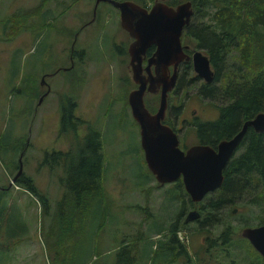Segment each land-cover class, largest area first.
I'll use <instances>...</instances> for the list:
<instances>
[{"label":"rangeland","instance_id":"374dc122","mask_svg":"<svg viewBox=\"0 0 264 264\" xmlns=\"http://www.w3.org/2000/svg\"><path fill=\"white\" fill-rule=\"evenodd\" d=\"M41 1L0 0V186L9 185L8 196L1 202L5 218L1 225L5 229L4 240L22 238L9 255L0 253V264H115L118 244L128 237H137L139 256L146 264H153L145 255L147 252L149 256L150 242L163 240L167 230L163 234L162 229L178 215L181 203L174 191L175 181L159 184L141 161L139 129L126 100L134 84L126 59L120 61L124 56H113L105 41L107 36L109 42L110 37L126 42L125 45L128 42V35L119 27L118 11L102 1L95 13L96 21L80 30V24L91 17L93 0H44L39 7ZM136 1L149 5L152 0ZM101 23L102 27L97 28ZM73 40L76 48L86 52L77 54L72 68L66 70ZM233 62L234 59L228 63L221 82L232 74ZM188 77L183 75V105L180 116L175 118L181 147L197 141L194 123L214 118L218 104L223 103L219 97L213 99L200 93L201 78L191 83ZM46 88L48 92L39 101ZM150 95L155 105L158 96L147 94V98ZM62 97L75 101L73 112L80 121L75 134L59 131ZM176 100L173 96L172 102ZM88 127L98 131L102 141L104 168L99 194L103 200L93 199L65 236L60 225L53 222L57 217L56 202L64 191L59 182L62 167L49 166L42 160L45 151L67 150L76 140L81 141ZM24 139L25 151L6 148L12 142L20 147ZM19 157L22 171L32 176L48 196L47 210L41 211L39 201L12 181L18 168L11 162L14 168L7 169L6 158L19 164ZM143 170L148 179L140 173ZM259 189L256 192L250 188L237 202L220 210L201 214L198 209L199 216L189 221L184 217L194 207L188 203L189 195L184 194L186 202L179 224L186 226L176 232V248L182 249V242L192 256L195 253L192 264H263L261 257L255 263L247 242L237 236H241L242 226L256 225L262 220ZM214 194L208 193L203 200ZM254 194L257 200L249 202ZM216 217L220 219L212 223L211 219ZM226 225L237 230L227 244L216 237ZM56 239L61 246L58 255L53 249ZM170 257L167 253L154 264H189L182 256L172 261Z\"/></svg>","mask_w":264,"mask_h":264},{"label":"trees","instance_id":"16d2710c","mask_svg":"<svg viewBox=\"0 0 264 264\" xmlns=\"http://www.w3.org/2000/svg\"><path fill=\"white\" fill-rule=\"evenodd\" d=\"M43 1L40 2L39 7ZM166 1L174 5L182 0ZM191 2L193 15L182 32V40L191 47L202 48L208 54L215 69L213 80L207 83L202 82L199 88L200 93L213 99L219 97L223 100V103L218 104V114L214 118L194 123L196 142L215 144L220 139L235 134L241 128L243 121L253 117L264 107V0H191ZM139 3L147 6L144 2ZM21 14L25 13L21 12ZM14 27L16 28V24ZM232 59H234L233 72L221 82L220 80L227 73L228 63ZM218 81H220L219 84H217ZM173 96L170 95L168 100H172ZM153 101L152 95L145 100L146 106L151 111H154L158 104V101H155L154 105ZM74 106L75 101L70 97L60 99V133L71 131L75 134L76 126L80 121L74 116ZM176 115L177 111L174 118ZM163 121L172 125L171 116H165ZM134 122L136 123L135 120ZM90 130L91 127H88V132L83 139L76 140L75 144L67 150L45 151L42 160L49 166L58 164L62 167L59 182L64 191L56 202L54 217L56 215L57 217L56 220L53 219V222L60 225V230L65 236L68 230H71L80 220L81 212L88 210L93 199L103 200L99 194L104 168L102 141L98 131ZM7 147L11 151H17L20 148L23 152L25 139L21 140L20 147L15 142L8 144ZM139 148L140 155H143L141 147ZM238 149H240L239 152H237ZM142 160L144 169L152 174L144 158ZM11 162L15 164V168H18V161L6 158L7 169L14 168ZM140 173L145 172L143 170ZM223 175L222 184L211 191L212 195L216 192L215 196H210L206 201L202 199L197 202L188 197L189 205L199 209L201 214L207 210L208 212L220 210L224 205L237 202L250 188L254 190L260 188L258 193L263 204V215L258 224L263 223L264 130L257 132L252 127L247 128L236 152L227 161ZM144 178L148 179L147 173L144 174ZM14 183L39 201L41 211L48 209V196L37 187L32 176L22 171L15 178ZM174 184L176 187L174 191L177 192L181 205L178 215L169 223V226L162 229L163 234L167 230L164 241L155 239L158 243L150 242L149 256L147 252L145 255L153 264L159 258H164L167 253L171 255L169 261L182 256L184 262L192 264L196 259L195 253L192 256L182 242H180L182 249H177L174 243L175 241L179 243L177 230L186 226L185 223L179 224V216L184 211L186 202L184 194H187L181 179H177ZM8 187L9 185L0 186V225L5 222L1 202H4L5 197L8 196ZM256 200V194L248 198L249 202ZM218 219L220 218H212L211 222H217ZM3 226H0V253L9 255L22 238L14 236L4 240ZM236 233L237 230L233 226L226 225L216 237H220L221 241L227 244L233 235H237ZM237 236L247 242L250 253L255 256V263L260 257L264 259L247 238ZM135 239L128 237L121 240L114 257L115 264H146L143 256H139L137 237ZM60 248L59 239H56L53 246L55 255H58Z\"/></svg>","mask_w":264,"mask_h":264},{"label":"water","instance_id":"95a60500","mask_svg":"<svg viewBox=\"0 0 264 264\" xmlns=\"http://www.w3.org/2000/svg\"><path fill=\"white\" fill-rule=\"evenodd\" d=\"M100 1H108L119 9L120 24L133 37L128 45L129 65L132 78L138 85L129 91L127 100L131 115L139 125L140 146L146 166L159 184L181 178L190 199L195 202L202 200L208 192L222 184L223 169L236 152L247 128L252 127L257 132L264 130V107L253 117L243 121L241 128L231 137L219 140L216 146L196 142L182 148L179 145L178 132L163 119L167 109V92L174 85L176 76L175 70L169 75L168 65L174 63L176 66L179 60L188 57L183 49L187 45H182L180 36L193 12L191 0L180 1L174 5L166 0H154L148 6L134 0H95V3ZM151 44L156 49L144 66L149 80L146 85V77H142L140 73L141 59ZM192 55L197 75L206 82L211 81L213 71L208 56L200 50L193 51ZM151 63L155 65L153 74L149 69ZM146 89L160 93L155 111H150L144 103ZM47 92L48 89L39 97V101ZM18 160V169L12 181L22 172L21 158ZM198 216V210L193 208L187 212L184 220H193ZM240 234L264 257V222L244 225Z\"/></svg>","mask_w":264,"mask_h":264},{"label":"flooded vegetation","instance_id":"af4514ba","mask_svg":"<svg viewBox=\"0 0 264 264\" xmlns=\"http://www.w3.org/2000/svg\"><path fill=\"white\" fill-rule=\"evenodd\" d=\"M135 1V0H134ZM153 1L154 0H152L151 1V3L149 4V5H151L152 3H153ZM182 1H184V0H182ZM100 2H102V1H100ZM100 2H98L97 4L95 3V0H93V4H92V11H91V17L88 19V20H84L81 24H80V27H79V29L81 30L83 27H85V26H87L88 24H91L92 22H95L96 20V14L95 13H97V7H98V5L100 4ZM103 2H105L106 3V5H108L111 9H115V10H117L118 12H117V16H118V22H119V27L121 28V30L122 31H124L127 35H128V42H127V44L125 45L124 43H126V42H124V43H122L120 40L118 41V40H116V37H110V42L108 41V37L106 36L105 37V41H106V43H107V45H108V47H107V49H109V51L113 54V56H115L116 54H121V55H123L124 56V58L123 59H120V61H122V60H124V59H126V66H127V68H128V70H129V72H130V77H131V81H132V83L134 84V87L133 88H135V87H137V83L134 81V79L132 78V71H131V67H130V65H129V61H130V54H129V52H128V45H129V43L133 40V37H131L130 35H129V33H128V31L126 30V29H124L122 26H121V24H120V18H119V9L116 7V6H114L112 3H110V2H108V1H103ZM136 2H138V1H136ZM139 3V2H138ZM148 6V5H147ZM193 9V8H192ZM106 15H108V14H105L104 16H106ZM192 15H193V12H192ZM192 15H191V17H192ZM191 17H190V20H191ZM190 20H189V22H190ZM189 22L186 24V25H188L189 24ZM102 25H103V23H101V24H99V26L97 27V28H101L102 27ZM186 25H184L183 26V29H182V32H183V30H184V28H185V26ZM77 31L75 32V36L77 35ZM180 38H181V43H182V45L184 46V45H187V47H183V49H184V51H185V53L188 55V57L187 58H183V59H181V60H179L178 62H177V64H176V66L174 65V63H171V64H169L168 65V73H169V75H171L172 73H173V71L175 70V82H174V85L171 87V89L170 90H168V92H167V109H166V112H165V116H171L172 117V125L171 124H169V125H171L172 127H173V129L175 128V130L177 131L178 130V128L177 127H175V122H176V120H175V118H177V117H179L180 115H179V109L182 107V105H183V102H182V100H180V95H181V93H182V90H183V84H182V80H183V75L184 74H186L187 75V77H188V74H192V73H194V75H190L189 77H188V79L190 80V82L191 83H194V81L197 79V78H201L202 79V81L204 82V83H207L206 81H205V79L204 78H202V77H200V76H198L197 75V71L195 70V67H194V63H193V51H195V50H200V51H202V53H204V54H206L207 56H208V54L202 49V48H199V47H191V45L190 44H188L187 42H184V40H182V33H181V36H180ZM104 41V40H103ZM102 44H103V47L105 48V43L104 42H102ZM190 48H193V49H190ZM155 49H156V47H155V45L154 44H151L149 47H147L146 48V50H145V52L143 53V55H142V59H141V65H142V70L140 71V73H141V76L142 77H146L145 78V81H146V85H148L149 84V80H148V78H147V76H148V71L145 69V65L147 64V62H148V59L154 54V51H155ZM83 51H85L86 52V50L85 49H78V48H76L75 46H74V40L71 42V44H70V46H69V51H68V59H69V65H67L66 67H65V69L66 70H70L71 68H72V66H73V60H74V57H76L77 56V54H83ZM97 51H99V50H97ZM208 60H209V64H210V68H211V70L213 71V77H214V74H215V69L213 68V66H212V64H211V62H210V59H209V56H208ZM154 68H155V65H154V63H151V65H150V67H149V69H150V71H151V73L153 74L154 73ZM168 79V77L165 79V81ZM107 80V78L105 77V81ZM213 80V79H212ZM211 80V81H212ZM211 81H209V82H211ZM42 84V83H41ZM161 85V84H160ZM133 88H131V89H133ZM130 89V90H131ZM47 90V88L44 90V92ZM129 90V91H130ZM129 91H128V93H129ZM44 92H42V94L41 95H43L44 94ZM128 93H127V96H128ZM147 94H156L157 96H158V102H159V95H160V93H159V91H157V92H149L147 89L145 90V93H144V103H145V100H146V98H147ZM40 95V96H41ZM170 95H174L176 98H177V100L175 101V102H172V100H168V97L170 96ZM126 100H127V98H126ZM127 103H128V100H127ZM176 104V105H175ZM146 105V104H145ZM128 106H129V103H128ZM157 106H158V104H157ZM171 106V107H170ZM147 107V106H146ZM148 108V107H147ZM157 108V107H156ZM156 108H155V110H156ZM179 108V109H178ZM123 109H124V111H126L125 110V108L123 107ZM129 111H130V106H129ZM149 109V108H148ZM175 109H176V111H177V115L175 116V118H174V111H175ZM154 110V111H155ZM151 111V110H150ZM130 114H131V111H130ZM132 116V115H131ZM165 116H164V118H165ZM133 118V117H132ZM134 119V118H133ZM135 120V119H134ZM164 120V119H163ZM136 121V120H135ZM137 123V122H136ZM168 124V123H167ZM137 125H138V123H137ZM138 129H139V125H138ZM232 135H230L229 137H231ZM179 137V136H178ZM229 137H226V138H229ZM223 139V138H222ZM221 140V139H220ZM139 141H140V135H139ZM198 142H201V141H198ZM140 143V142H139ZM196 143V142H195ZM203 143H205V142H203ZM217 143V142H216ZM216 143L215 144H211V145H215L216 146ZM193 144V143H192ZM210 144V143H209ZM180 145V144H179ZM141 147V146H140ZM187 146H185V147H182V148H186ZM142 149V148H141ZM142 153H143V150H142ZM143 158H144V153H143ZM179 179H181V178H179ZM209 193V192H208Z\"/></svg>","mask_w":264,"mask_h":264}]
</instances>
